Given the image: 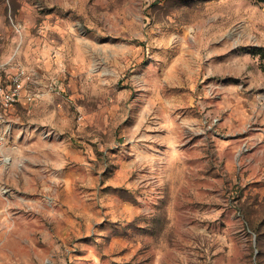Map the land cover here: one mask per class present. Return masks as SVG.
<instances>
[{"label": "rangeland", "instance_id": "1", "mask_svg": "<svg viewBox=\"0 0 264 264\" xmlns=\"http://www.w3.org/2000/svg\"><path fill=\"white\" fill-rule=\"evenodd\" d=\"M9 60L0 264H264V0H0Z\"/></svg>", "mask_w": 264, "mask_h": 264}, {"label": "built area", "instance_id": "2", "mask_svg": "<svg viewBox=\"0 0 264 264\" xmlns=\"http://www.w3.org/2000/svg\"><path fill=\"white\" fill-rule=\"evenodd\" d=\"M11 60L0 64V112L7 111L23 101L30 104L39 96L35 91L36 72L25 65L12 66ZM2 78L7 80L6 85ZM32 86L34 90L30 88Z\"/></svg>", "mask_w": 264, "mask_h": 264}, {"label": "crops", "instance_id": "3", "mask_svg": "<svg viewBox=\"0 0 264 264\" xmlns=\"http://www.w3.org/2000/svg\"><path fill=\"white\" fill-rule=\"evenodd\" d=\"M20 105H26L25 101L21 102ZM1 118V115H0Z\"/></svg>", "mask_w": 264, "mask_h": 264}]
</instances>
